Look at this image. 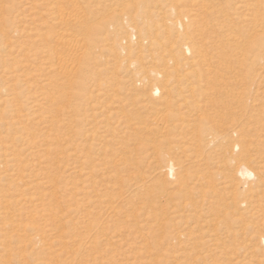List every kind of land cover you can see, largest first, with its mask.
Returning a JSON list of instances; mask_svg holds the SVG:
<instances>
[{"label": "rangeland", "instance_id": "obj_1", "mask_svg": "<svg viewBox=\"0 0 264 264\" xmlns=\"http://www.w3.org/2000/svg\"><path fill=\"white\" fill-rule=\"evenodd\" d=\"M261 1L216 2L227 6L240 43L225 40L231 23L209 0L142 4L176 9L170 18L189 33L175 27L171 37L191 47L185 56L208 92L188 95L175 112L185 122L170 116L164 136L151 130L155 108L165 107L164 94L151 91L165 89L162 77L144 80L146 69L163 67L162 50L142 54L136 35L137 48L127 49L131 28L156 33L151 23L162 17L139 19V0H0V201H35L14 206L13 218L0 214V264H264V184L240 218L230 153L204 143L243 129L258 145L252 160L238 150L234 158L264 178ZM80 20L96 26L94 45ZM169 156L179 180L162 172Z\"/></svg>", "mask_w": 264, "mask_h": 264}, {"label": "bare ground", "instance_id": "obj_2", "mask_svg": "<svg viewBox=\"0 0 264 264\" xmlns=\"http://www.w3.org/2000/svg\"><path fill=\"white\" fill-rule=\"evenodd\" d=\"M139 1L141 2V4L138 2H135L133 4L135 11L138 12V15H139L138 18L139 19L144 17V14H146L148 16H159V17H162V19H160L159 21L154 20L151 23V25L154 26L156 33L151 32L152 29L150 27L145 28V29L142 28L140 30L135 29V28H131V34H130V36H128L130 39L127 37L129 40H131V42H130V44L127 43L128 44L127 49L129 51V53L133 54L135 49L138 47L137 44H139L138 51L141 52L142 54L144 51H146L147 48H150L152 45L157 46L156 48H158L159 50L160 49L162 50L161 53L159 54L158 59L160 60V64L163 67L160 68V67H158V65H155L154 66L155 68H152L150 70L146 69L145 70L146 76L144 77V80L149 81L152 77L154 79L158 80L160 77H162L161 81H162L163 87L165 89H163V91H162L161 87L159 85H156V86L153 85L151 87V91H152L153 95H158L161 93L164 94L165 107L163 109L155 108L157 110V121L155 122V124H156L155 128H151V130H153L154 132H156L158 134L162 133L165 136V135H167V133H169L171 131V128L167 124V122H169V117L170 116L180 117L182 115L181 112H179L178 114H176L175 112H178V111H180V109H182V107L183 108L185 107V105L188 102L186 97H189L188 95H190L191 97L196 99V97L198 98V95L200 93H203V94L206 93L208 95V92L203 89V85L201 83L202 82L201 78H202V74H203L202 71H200L199 69H195L193 66L195 60H192L190 57L185 56L187 51L189 52L192 50L191 47L188 46V44H181L182 42L179 43V42H177V40H175L173 37H171L172 30L176 29V28L178 29V32H177L178 35L180 33H183L182 38L187 39V33H189V31H188L189 28L187 29V32L185 31V33H184V30L186 29L187 25H185L182 22V20H183L182 18H181L182 19L181 21L179 19L177 20V18H176L177 22L174 21V19H172L173 18L172 16L175 15L176 9L172 8L171 9L172 11L170 13L168 10L165 12H161V11L149 12V11L142 10L143 9L142 4L145 3L146 0H139ZM209 1L213 3L211 5V7L217 8V5L219 3H223L224 1H226L225 3H228L230 0H209ZM244 1H246V0H244ZM74 2H76V1H74ZM172 2L176 3V0H172ZM216 2H219V3L217 4ZM261 2H262L261 0H258L259 7H260ZM149 3H151V2H149ZM219 5H221V4H219ZM256 6H257V4H256ZM250 10L252 11V15H255L256 8H251ZM218 12H221V14L226 16V18L229 19V20L228 19L227 20L230 21V23L232 22L233 24H235L234 23L235 21L233 19H230L231 14L229 13L227 6L222 7V5H221ZM170 17H172V18H170ZM2 18H3V15H1L0 19H2ZM166 18H169V20L164 21V19H166ZM224 20L226 21V19H224ZM259 20H262V18L260 17ZM80 22H81V20H80ZM82 22H81V25H82L81 28H84L83 30L85 31V36L87 37V38L84 37L85 38L84 40H85L87 46L88 45L92 46V45H94V41L92 39V35L90 32L92 29L95 30L96 26L90 25L89 22H85V21H84V23H82ZM232 23L230 25L228 24V27L229 26L230 27H229V29L227 28L230 32L231 31L232 32L229 34V32L227 31L229 35L228 36L224 35L225 36L224 38L227 37V39H225V40L228 43L229 42L232 43V41L240 43V41H241L240 38H237V37L235 38L234 37L235 35L231 36V34H233V32H234L233 31L234 29H231ZM72 26H73V24H72ZM211 29L215 30V28L213 26ZM222 30H224V29H221V31ZM212 32H214V31H212ZM217 32H216V34H218ZM157 33H161V35H163V37L159 38L157 36ZM135 35L138 36L139 39L137 40V43H136L137 47L133 50L132 42H133V37ZM61 38H63V37L61 36ZM194 41H196V40H194ZM223 42H224V40H223ZM122 48H123V46H122ZM195 52L202 53V51L200 49H198L197 47H195ZM221 56L223 57L224 65H226V62H227L226 61V53L222 51ZM141 58H142V55L138 56L136 58V61H133V62L138 65L139 59H141ZM88 65H89V63H87V61H84L83 67L86 68V67H88ZM185 67H189V68H193V69L188 73V72H185ZM216 72L218 74V71H216ZM184 83L187 85L185 92H187L188 94H185L184 89L181 88V85ZM228 93H229V90H228ZM174 94H176L180 98H183V100H184V102L182 104H179V106H177L178 104L176 105L175 102L173 103V100L170 99ZM180 119L183 122H185V118L183 116H181ZM234 134H236L237 137L233 138L232 135H230L226 132H222V133H220V135L218 137H214V136L207 137L206 139H204V143L207 147L210 146L211 148L221 149L223 151H226V153H230V155H229L230 158H228L227 162L231 165V167L234 171L233 172L234 175L229 174L228 177L230 178L229 182L232 185H234V188L236 190L242 189L240 192V196L238 197V198H240L239 201H236L237 203H234L235 207L238 209V216L241 218L244 216V214L247 211H249V209H248L249 204H247L248 198H251L254 195L258 194V189L264 184L263 183L264 178H263L262 171L256 172L249 162L234 158V154H235L234 151L238 150L239 155L244 156V158H246V159H249L248 161L252 160V156H254L252 154V152L256 148L255 145H258V141L253 140V138L249 139L247 136L245 138V135H247V134L241 128H239V129L235 128ZM196 146H198V145H196ZM253 146L255 148H253ZM200 147H201V145H200ZM171 157L169 156L168 159H167V157H166V159L164 158L165 162H164V166H163L164 168H163L162 172L164 173V176L165 175L166 176L177 175V180H179L180 169H178L176 167V163L172 159L173 157L172 158ZM170 177H172V176H170ZM236 177L238 180L240 179L237 182L235 181V180H237ZM173 181H175V180H173ZM240 200H243V201H240ZM21 202H23L24 204L33 205L35 201H0V214L8 216L10 218L11 217L13 218L11 210L13 209L14 206L19 205ZM240 202H241V205L239 204ZM12 229H15V228L13 227ZM2 236H4V233H1V231H0V237H2Z\"/></svg>", "mask_w": 264, "mask_h": 264}]
</instances>
